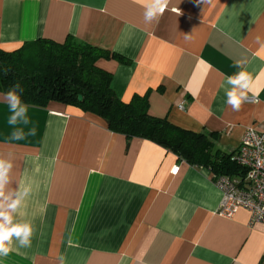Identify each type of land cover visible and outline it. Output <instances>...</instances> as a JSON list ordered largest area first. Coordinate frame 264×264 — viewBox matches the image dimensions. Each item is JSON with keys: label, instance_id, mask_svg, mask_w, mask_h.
Segmentation results:
<instances>
[{"label": "crops", "instance_id": "1", "mask_svg": "<svg viewBox=\"0 0 264 264\" xmlns=\"http://www.w3.org/2000/svg\"><path fill=\"white\" fill-rule=\"evenodd\" d=\"M144 10L141 0H0V50L71 38L108 52L96 66L118 99L147 95L150 116L205 135L213 154H234L249 127L264 132V0H170L151 24ZM238 60L253 77L252 101L233 111L226 77ZM3 97L0 159L12 163L4 191L31 188L14 222H29L33 235L0 264L264 261V224L244 209L220 217L208 169L73 106H28V123L9 125ZM18 129L24 139L13 140Z\"/></svg>", "mask_w": 264, "mask_h": 264}, {"label": "trees", "instance_id": "2", "mask_svg": "<svg viewBox=\"0 0 264 264\" xmlns=\"http://www.w3.org/2000/svg\"><path fill=\"white\" fill-rule=\"evenodd\" d=\"M109 56L108 52L71 38L63 44L38 40L13 52L0 50V93L19 84L22 102L28 106H73L105 120L114 133L153 142L190 166L208 169L214 176H244L245 172L231 161L233 154H213L214 144L205 135L150 116L147 95L135 96L129 103L118 99L110 89L111 74L96 66L99 59ZM112 57L126 63L119 56Z\"/></svg>", "mask_w": 264, "mask_h": 264}, {"label": "clouds", "instance_id": "3", "mask_svg": "<svg viewBox=\"0 0 264 264\" xmlns=\"http://www.w3.org/2000/svg\"><path fill=\"white\" fill-rule=\"evenodd\" d=\"M144 5V21L151 24L167 9L170 0H141ZM199 2V0H198ZM173 11H179L173 9ZM190 37L186 34L185 39ZM257 43H261V38H256ZM264 47V43H261ZM244 61L235 62V67L241 70L231 76L226 77L228 87L225 91L226 103L233 111H239L242 105L249 100V93L252 91L253 77L243 70ZM23 89L19 84H15L10 90L4 94V101L8 104L11 115L8 118L9 125H16L19 122L28 123L27 110L28 105L22 102L21 93ZM253 97L258 93H253ZM178 106L179 102H178ZM13 140L24 139L22 130H16L12 133ZM257 165H264V161L257 159ZM12 163L4 159H0V257H6L12 251H19L21 248L31 247V237L33 235V227L29 222H14V217L19 212L26 197L31 192L30 187H23L17 191L13 198V193L5 195V185L9 181V172ZM258 213H264V209L257 208ZM14 240L17 247H13Z\"/></svg>", "mask_w": 264, "mask_h": 264}, {"label": "built area", "instance_id": "4", "mask_svg": "<svg viewBox=\"0 0 264 264\" xmlns=\"http://www.w3.org/2000/svg\"><path fill=\"white\" fill-rule=\"evenodd\" d=\"M257 159L264 161V132L249 127L231 157L244 176H213V183L222 194L218 215L223 219L231 220L239 209H244L250 214L251 223L264 224V213L257 212V208L264 209V165L258 166Z\"/></svg>", "mask_w": 264, "mask_h": 264}, {"label": "water", "instance_id": "5", "mask_svg": "<svg viewBox=\"0 0 264 264\" xmlns=\"http://www.w3.org/2000/svg\"><path fill=\"white\" fill-rule=\"evenodd\" d=\"M79 100H81V97H79Z\"/></svg>", "mask_w": 264, "mask_h": 264}]
</instances>
